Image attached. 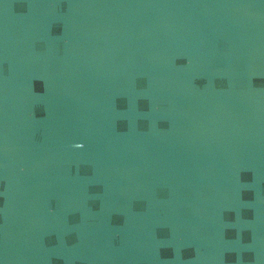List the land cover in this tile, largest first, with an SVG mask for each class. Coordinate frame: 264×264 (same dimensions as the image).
<instances>
[{
    "label": "water",
    "instance_id": "95a60500",
    "mask_svg": "<svg viewBox=\"0 0 264 264\" xmlns=\"http://www.w3.org/2000/svg\"><path fill=\"white\" fill-rule=\"evenodd\" d=\"M0 264H264V0H0Z\"/></svg>",
    "mask_w": 264,
    "mask_h": 264
}]
</instances>
